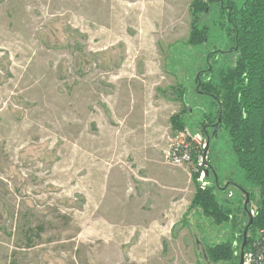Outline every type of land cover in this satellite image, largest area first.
I'll return each instance as SVG.
<instances>
[{
    "label": "rangeland",
    "instance_id": "rangeland-1",
    "mask_svg": "<svg viewBox=\"0 0 264 264\" xmlns=\"http://www.w3.org/2000/svg\"><path fill=\"white\" fill-rule=\"evenodd\" d=\"M192 3L0 0V264H206L207 244L241 251L240 187L259 193L215 133L212 100L174 93L234 60H208L231 46L219 25L188 46ZM188 106L192 123L174 130ZM197 184L220 186L235 224L190 212Z\"/></svg>",
    "mask_w": 264,
    "mask_h": 264
},
{
    "label": "trees",
    "instance_id": "trees-1",
    "mask_svg": "<svg viewBox=\"0 0 264 264\" xmlns=\"http://www.w3.org/2000/svg\"><path fill=\"white\" fill-rule=\"evenodd\" d=\"M190 11L193 22L188 46L205 45L219 25L226 30L231 46L228 51H218L216 56L210 54L208 60L217 64L231 53L234 60L222 67L215 77L210 69L212 65L207 63L208 70L200 71L195 78L194 91L180 87L174 89V93L180 101L192 96L206 97L216 107V117L210 123L218 124L221 119L219 127L230 137L237 165L245 180L259 193L256 201V194L245 190L250 196L248 211L251 212V203L256 202L257 206L249 232L254 237L257 233L263 234L259 241L248 238L246 252L264 257V0H193ZM193 111L188 106L182 114L174 115L171 118L173 129L184 130L192 123ZM206 117L207 122L210 117ZM217 190L222 189L218 185L201 188L197 184L190 212H198L216 225L235 224L231 211L218 200ZM244 216L248 217L245 211ZM243 232L240 234L242 244ZM240 252L235 243L221 241L207 244L202 256L206 264H239Z\"/></svg>",
    "mask_w": 264,
    "mask_h": 264
},
{
    "label": "water",
    "instance_id": "water-1",
    "mask_svg": "<svg viewBox=\"0 0 264 264\" xmlns=\"http://www.w3.org/2000/svg\"><path fill=\"white\" fill-rule=\"evenodd\" d=\"M220 123H221V119L219 118L218 124L215 125V133L217 132V129H218V126H219ZM206 175H208V172H206ZM242 191H244V193L246 195V204H245L244 211H245L246 215L249 217V223L246 226V228L244 230V233H243V244H242V247H241L239 264H245V262H246L245 261V256H246V246L248 245V233H249L250 228L252 227L253 222H254L253 214L248 211V205L250 203V196L245 190L242 189Z\"/></svg>",
    "mask_w": 264,
    "mask_h": 264
},
{
    "label": "built area",
    "instance_id": "built-area-1",
    "mask_svg": "<svg viewBox=\"0 0 264 264\" xmlns=\"http://www.w3.org/2000/svg\"><path fill=\"white\" fill-rule=\"evenodd\" d=\"M176 160L178 162H184V161L189 160V157L187 155H184L183 157H178ZM203 178L204 176L202 175L201 180H203ZM245 261H246L245 264H262L264 262V257L262 254L249 251V252H246Z\"/></svg>",
    "mask_w": 264,
    "mask_h": 264
},
{
    "label": "bare ground",
    "instance_id": "bare-ground-1",
    "mask_svg": "<svg viewBox=\"0 0 264 264\" xmlns=\"http://www.w3.org/2000/svg\"><path fill=\"white\" fill-rule=\"evenodd\" d=\"M183 104V103H182Z\"/></svg>",
    "mask_w": 264,
    "mask_h": 264
}]
</instances>
